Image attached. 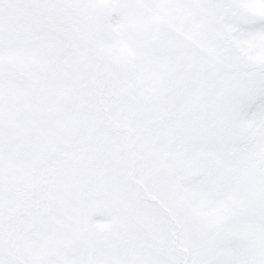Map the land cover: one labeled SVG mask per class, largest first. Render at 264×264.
Here are the masks:
<instances>
[{
    "label": "snow or ice",
    "instance_id": "snow-or-ice-1",
    "mask_svg": "<svg viewBox=\"0 0 264 264\" xmlns=\"http://www.w3.org/2000/svg\"><path fill=\"white\" fill-rule=\"evenodd\" d=\"M0 264H264V0H0Z\"/></svg>",
    "mask_w": 264,
    "mask_h": 264
}]
</instances>
